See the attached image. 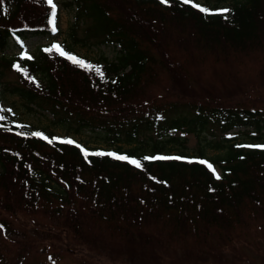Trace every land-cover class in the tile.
<instances>
[{
	"label": "trees",
	"instance_id": "trees-1",
	"mask_svg": "<svg viewBox=\"0 0 264 264\" xmlns=\"http://www.w3.org/2000/svg\"><path fill=\"white\" fill-rule=\"evenodd\" d=\"M230 1L199 5L218 13ZM241 1L226 18L182 0L64 2L65 9L77 10L65 51L74 54V46L90 44L120 47L116 63L95 65L103 69L101 80L55 51L16 56L18 42L60 33L58 12L52 34L47 0H0V211L17 216L16 255L9 260L0 252V264H102L103 254L127 264H229L226 253L264 225V147L226 137L232 129L249 128L246 136L264 140V90L259 95L253 86L242 87L245 62L264 84V0ZM79 23L86 24L82 38L76 35ZM171 46L187 59L169 56ZM207 62L203 68L213 70L209 77L217 87L202 85L185 102L184 86L192 87L184 65L199 70ZM160 73L174 89V82L181 85L176 100L169 101L164 90L148 94ZM4 95L17 97L27 112H49L53 125L68 135L135 147L122 154L93 152L42 132L48 140L33 136L32 127L6 117ZM172 131L220 132L223 138L209 146L222 152L213 160L221 178L198 163L202 152L197 160H146L161 156L165 143H179L175 137L158 140ZM153 134L154 144L143 148ZM85 151L127 156L142 168L111 156L86 158ZM39 217L47 227H33ZM47 240L58 247L40 252L43 260L29 261L30 241L39 248Z\"/></svg>",
	"mask_w": 264,
	"mask_h": 264
},
{
	"label": "rangeland",
	"instance_id": "rangeland-1",
	"mask_svg": "<svg viewBox=\"0 0 264 264\" xmlns=\"http://www.w3.org/2000/svg\"><path fill=\"white\" fill-rule=\"evenodd\" d=\"M53 2L57 6V10L59 11V29L61 34L57 35L54 40L51 41V43L47 39H30L29 41H27L25 47L24 55L26 57L33 58L34 54L37 53L39 49L42 52H45V49L51 48L53 44H59L62 47L66 43H68L69 45L68 32L71 26L75 24L74 18L75 12L77 10L74 8H72L73 10H66L63 7V3L69 2V0H53ZM197 2L198 3H193L199 5L202 0H197ZM235 2L242 1L233 0L230 2H225V4L218 10H229L234 7ZM79 25L80 29L77 31L76 35L82 38V30L85 29L86 24L79 23ZM72 50L74 52V55L93 65L103 63L104 60L116 61L117 57L119 56L118 47L112 46L111 43L100 45L90 44L88 47L74 46ZM154 53L157 54V52ZM14 54H19V51L15 50ZM167 54L179 61H184L187 59L186 55L181 53L175 46H171L170 48H168ZM207 64H209V62L204 63L199 70L191 68L189 64L184 65L183 69L187 76V81L189 83L188 86L192 87V89H189L184 86V89L186 90L185 102L192 100V96L194 95L193 92H200V88L202 85L208 86L211 90L212 84H215V82H213V80L209 77L210 73L213 74V70L211 68H203ZM244 66L245 76L242 87L249 88L253 86L254 89H257V94H263L262 91L264 90V84L260 77L259 71L247 62L244 63ZM9 77L10 79H14V75L12 73H10ZM174 83L176 89L172 87V82L168 78V76L165 77L163 73H160L156 81L148 84L147 92L151 96H154L166 91L167 93H165L167 94V99H169V101H174L180 95L179 90L182 88L181 85H178L176 82ZM215 86L217 87V82ZM168 89L170 90L168 91ZM22 105L23 103L17 97L9 95L2 96V107L4 113L6 117L15 125H27L32 127L35 132H42L46 135L53 136L60 140H73L74 142L83 144L87 148V150L93 152L110 151L122 154L123 152H128L130 149L135 147V145H126L123 143L113 146H109L110 144H101L89 139L88 134H83L80 136H76L73 134L68 135L63 128H59L53 125V118L49 112L39 110H36L35 112H27ZM246 130L248 129H233L229 132L227 137H232L240 134L241 136H239L238 139L247 140V144H256L260 142V140L248 138L244 135V133H241ZM172 134H175L177 138H179L178 140L180 143L175 142L166 144V138L162 139V141L160 142L165 143L164 152L162 153L164 155L175 156L177 154L183 153L194 158H198L196 156L199 155V152H202L205 158L204 161H207L208 163H210L212 158L216 159L218 155H222V152L216 151L209 146V144H212V142H218V140L220 141V139L223 138V135L218 131H213V134L202 133L201 135H198L199 137H197L195 133L190 134L179 131ZM156 139V135L153 134V137L148 140L149 143L146 146L142 147H148L150 149V146L154 144L153 142ZM216 172L220 175L219 170H216ZM7 215L8 214L0 211V226H2L0 227V252L4 254L6 259L10 260L16 255L15 250L17 249V216L10 217ZM1 219L9 220L10 222H7V226H5L4 223L1 222ZM34 221L35 222L33 224V227L42 228L48 226V222L42 217L34 218ZM52 247H58V243L52 240H47L44 241L39 248H37L36 244L30 241V247L28 251L29 261H34L38 258H41V256L39 255L40 252H49L51 251L50 248ZM226 257L229 264H264V225L257 228L254 234L238 241L235 248L226 253ZM44 258L45 257L42 256L41 260H43ZM102 260V264L128 263V261L124 258L113 259L104 254L102 256ZM63 263H66V261L64 260Z\"/></svg>",
	"mask_w": 264,
	"mask_h": 264
},
{
	"label": "snow or ice",
	"instance_id": "snow-or-ice-1",
	"mask_svg": "<svg viewBox=\"0 0 264 264\" xmlns=\"http://www.w3.org/2000/svg\"><path fill=\"white\" fill-rule=\"evenodd\" d=\"M182 2L184 4H191L192 7L197 8L200 12L206 13L208 15L220 14V15H225V18H226V14L230 11L228 9H223V10H220L218 13H212V12H210L209 9H207L205 7H202V6L198 5V4L192 3V0H182ZM160 3L167 4L168 3V0H160ZM47 4L51 8V18H50L49 23L52 25V31L55 32L56 31V20H57V6L53 2V0H47ZM45 51H48V52L55 51V52L58 53L59 56L63 57L64 59H66L68 61H70L74 66H77V67L82 68V69H86V70H88L90 72H95V74L97 76H99L101 80L104 79V72H103V69L100 66H95V65H93L91 63H88L85 60L77 57L74 54L68 53L59 44H53L51 48L45 49ZM26 58L27 59H31V57H26ZM15 67H16L17 71H21L24 74L25 78L31 79L28 76V73H27V70L26 69H22L19 64L15 65ZM32 82H35L34 79L32 80ZM0 119H3V117H0ZM17 134L19 135L20 133H17ZM32 135L33 136H39L41 139L48 140V137L44 136L42 133H36V132H34V133H32ZM51 142L52 141L49 140V143H51ZM60 143L73 144L75 142L72 141V140H60ZM77 147H79V145H77ZM257 147H264V146H257ZM84 155H85L86 158L89 155L111 156V157H113L116 160H125L129 164L135 165L136 168H142V164H141V162L139 160L129 159V157H127V156L117 155L115 153H105V152L88 153V152L85 151L84 152ZM145 159L146 160L147 159L169 160V159H181V158L180 157L156 156V157H145ZM189 162H191V161H189ZM198 163H200V164H206L207 167H208V169L214 174V176H215V178L217 180H219L221 178L220 175L217 174L216 169L213 168V166L210 163H208L207 161L200 160V161H198ZM0 227H2V226H0Z\"/></svg>",
	"mask_w": 264,
	"mask_h": 264
}]
</instances>
